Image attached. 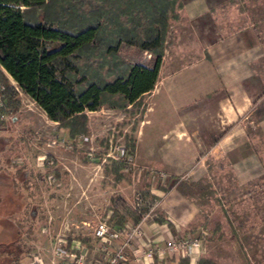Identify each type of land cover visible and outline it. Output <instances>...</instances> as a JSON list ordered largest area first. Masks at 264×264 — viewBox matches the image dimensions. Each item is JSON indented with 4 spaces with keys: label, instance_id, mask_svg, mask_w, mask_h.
<instances>
[{
    "label": "rangeland",
    "instance_id": "1",
    "mask_svg": "<svg viewBox=\"0 0 264 264\" xmlns=\"http://www.w3.org/2000/svg\"><path fill=\"white\" fill-rule=\"evenodd\" d=\"M192 1L152 0L156 7L145 0L56 1L58 7L93 16L103 31L119 26L128 34L116 35L114 56L105 51L106 39L87 52L66 48L59 58H41L69 88L75 90V76L112 78L121 60L152 67L161 53L159 75L154 88L135 102L105 94L97 110L87 111V131L77 134L18 91L15 108L0 116V264H27L37 252L47 259L58 237L70 239L75 250L88 248L116 195L147 206L142 216L163 218L170 210L188 209L202 229L199 237L217 239L229 261L243 253L245 227H264V133L258 119L264 0H205L215 15L187 21L181 15ZM31 35L41 43L39 31ZM4 74L0 105L4 84L15 85ZM208 78L222 86L210 88ZM248 93H253L250 100ZM194 96L197 105L188 101ZM226 100L235 110L228 124L211 115L223 108L218 101ZM203 116L212 120L200 122ZM223 124L235 130L224 141L242 145L245 137L250 169L240 167L245 157L240 148L225 153L217 146ZM52 140L56 144H49ZM7 165L18 170L17 178Z\"/></svg>",
    "mask_w": 264,
    "mask_h": 264
},
{
    "label": "trees",
    "instance_id": "2",
    "mask_svg": "<svg viewBox=\"0 0 264 264\" xmlns=\"http://www.w3.org/2000/svg\"><path fill=\"white\" fill-rule=\"evenodd\" d=\"M56 1L0 0V78L6 79V71L15 81V85L3 86L0 116L15 108L20 90L44 109L49 119L68 127L71 134L83 133L87 131V111L97 110L105 94H121L131 103L154 87L161 53L157 54L152 67L124 60L120 64L116 62L117 71L112 78L97 73H92L94 77L90 79L75 76L76 88L72 90L41 58L52 55L59 58L66 48L87 52L103 45L106 39L105 51L114 56L116 35L128 38V34L118 25V28L103 31L104 27L93 20V16L77 14L70 7H58ZM151 5L155 6V2ZM91 13L97 15L95 11ZM151 13L156 14L157 10L153 7ZM36 31L41 43L31 35ZM147 208L132 205L116 195L111 198L107 221L113 225H121L127 218L138 222Z\"/></svg>",
    "mask_w": 264,
    "mask_h": 264
},
{
    "label": "crops",
    "instance_id": "3",
    "mask_svg": "<svg viewBox=\"0 0 264 264\" xmlns=\"http://www.w3.org/2000/svg\"><path fill=\"white\" fill-rule=\"evenodd\" d=\"M210 9L211 8L208 6L205 0H194L192 2L184 4L183 14L181 15L182 16L181 18L187 21H194V20L198 21L199 18L202 16L210 18L215 15L214 13L210 11ZM230 38L232 39V37ZM246 55L250 56V54H246ZM208 81H209L208 85H210L209 86L210 88L213 87V85L215 86L220 85V84H217L213 78L212 79L208 78ZM221 86L222 85H220V87ZM228 87H230L229 84H228ZM210 88L207 89L206 91L211 90ZM209 92L210 91H208V93ZM250 93H248V97L246 96L248 100H250V97L253 95V93L252 94ZM202 94H205V93L203 92L199 93V95H202ZM207 98L208 97H206V99ZM188 101L191 103H194L195 105L199 104L195 96L192 97V99H189ZM206 101L207 100H205L204 102ZM222 102L223 101H218V105L222 104L223 108L219 110L217 113L211 114V115L213 117L216 114L217 116L219 115L220 120L224 123L227 122V124L229 121L233 122L235 110L233 108L232 109L230 108L231 104L229 103V100H226L225 103H222ZM243 102L245 103L246 101H243ZM258 102H259L258 119H259L260 125L262 126L261 130L264 133V90H262V95L259 98ZM173 104L176 106L177 101H173ZM209 104L214 105V101L210 100ZM246 104L250 105L251 102H246ZM210 112L214 113L212 111ZM215 119H216V116H215ZM211 120L207 119L205 116L199 119L200 122H206V123H208ZM52 121L56 122L54 120ZM219 125H220V122H219ZM229 126L230 125H227L226 127L223 124L222 131H221L223 133V136H221L220 140H218L216 144L218 147H221L220 149H223L222 151H225V153H227V150H229V152L240 153V149H241V153H245V157H244V160L238 161L241 164L240 167H242L243 170L250 169L252 165L250 162L252 152L251 151L247 152L245 150V145H246L245 137L243 136L242 141L244 142L242 145H239L238 144L239 142L237 140L236 141L235 140L224 141V139L230 137V135L231 137L235 136L232 134L235 130L233 129L227 130ZM209 127L214 128V125H210ZM234 127L235 125L232 126V128ZM206 129L208 130L207 126H206ZM206 137L207 135L204 136V138ZM164 138H166V135L164 136ZM184 141L185 143L190 142V141H187L186 139ZM195 144L198 146L199 143L196 142ZM200 144H202V141ZM246 158L248 159V161ZM7 167L8 168H6V171L8 172V174L9 175L11 174L14 176V178H17L18 170L13 171L12 166L10 165H7ZM171 205L172 203L169 202V200L165 204L167 208H170ZM168 212L169 213L163 218L159 216L151 215V214H145L142 216V219H141L142 235L139 237L137 241H139L141 244L145 246L151 247L154 250V257H153L152 264H264V227L263 228L259 227L258 229L253 228L251 226L245 227L243 231L244 242L242 243L243 253L236 252L235 254L234 252V254L238 258V261H235V260L229 261L225 257L226 255L225 252L223 253L220 252V251H224V248L220 245L219 242H217V239L214 241H208V240H204L199 237V233L202 231V229L201 231L199 230V228L201 227H199V225L196 222V219H195L196 215L189 213L190 211H188V209H185V211H181L179 213L175 211L171 212V210ZM244 223L245 222L243 221V224ZM181 238L195 239L196 242L187 244L183 247L181 246L176 254H170V251L168 250V246H167L168 243L170 241L181 239ZM72 246L74 245L72 244ZM135 247H136V244L134 242L132 245V248H135ZM231 248L232 250L233 249L235 250L234 245H232ZM127 257H128L127 263H129L130 259L132 258L130 251H128Z\"/></svg>",
    "mask_w": 264,
    "mask_h": 264
},
{
    "label": "built area",
    "instance_id": "4",
    "mask_svg": "<svg viewBox=\"0 0 264 264\" xmlns=\"http://www.w3.org/2000/svg\"><path fill=\"white\" fill-rule=\"evenodd\" d=\"M56 142L52 140L49 144ZM141 223V220L134 222L128 219L121 225H113L107 220H100L93 230L88 248L78 250L77 247L75 250L67 237H58L51 243L49 258L37 252L30 255L27 264H152L154 250L137 241L142 235ZM134 242L136 247L132 248ZM195 242V239L181 238L170 241L167 246L170 254H176L181 246ZM128 251L132 255L129 263Z\"/></svg>",
    "mask_w": 264,
    "mask_h": 264
}]
</instances>
